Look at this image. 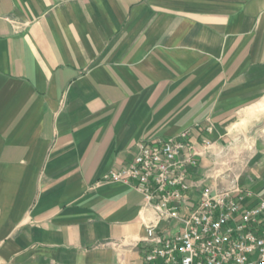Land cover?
<instances>
[{"label":"crops","instance_id":"crops-1","mask_svg":"<svg viewBox=\"0 0 264 264\" xmlns=\"http://www.w3.org/2000/svg\"><path fill=\"white\" fill-rule=\"evenodd\" d=\"M184 131L188 212L264 201V0H0V264H146L154 208L103 178Z\"/></svg>","mask_w":264,"mask_h":264},{"label":"built area","instance_id":"built-area-1","mask_svg":"<svg viewBox=\"0 0 264 264\" xmlns=\"http://www.w3.org/2000/svg\"><path fill=\"white\" fill-rule=\"evenodd\" d=\"M202 145L211 151L214 143L204 139ZM198 157L190 132L184 131L155 145L140 144L131 164L104 176L103 181L135 189L154 208L143 239L145 263L264 264V201L251 204L238 176L231 175L227 187H205L199 203L186 209ZM174 221L182 231L168 237L157 233L162 223Z\"/></svg>","mask_w":264,"mask_h":264}]
</instances>
